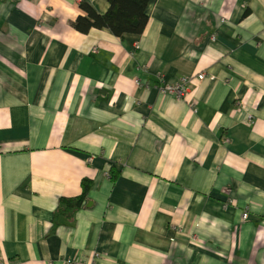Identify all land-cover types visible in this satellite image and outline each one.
Instances as JSON below:
<instances>
[{"label":"crops","instance_id":"crops-1","mask_svg":"<svg viewBox=\"0 0 264 264\" xmlns=\"http://www.w3.org/2000/svg\"><path fill=\"white\" fill-rule=\"evenodd\" d=\"M82 1L0 0V264H264V0Z\"/></svg>","mask_w":264,"mask_h":264},{"label":"trees","instance_id":"trees-1","mask_svg":"<svg viewBox=\"0 0 264 264\" xmlns=\"http://www.w3.org/2000/svg\"><path fill=\"white\" fill-rule=\"evenodd\" d=\"M110 7L106 13H99L86 1L80 4L84 15H80L74 23L75 28L83 34H89L93 30L110 29L115 36L122 38L125 34H141L148 23L149 17L146 8L149 0H108ZM248 13V11L246 12ZM113 180L119 173L111 169ZM82 192L76 197H62L59 207L54 215V229L58 226L61 217H72L80 208L89 205V194L93 188V181L89 178L82 180Z\"/></svg>","mask_w":264,"mask_h":264},{"label":"built area","instance_id":"built-area-1","mask_svg":"<svg viewBox=\"0 0 264 264\" xmlns=\"http://www.w3.org/2000/svg\"><path fill=\"white\" fill-rule=\"evenodd\" d=\"M205 78L204 74H199V79L203 80ZM192 81V79L190 80V82ZM137 85H141V81L139 79L135 80ZM189 83L187 82L186 79H184L183 81H180L179 83H172V84H168L166 86L163 87V91L164 92H169L171 94L176 95V97H178L179 99H184L187 97L188 91H189ZM250 120L253 121V116L250 115ZM241 218L242 220L245 221H250L253 219L252 214H250L248 211H241L240 212ZM67 264H81V263H75L74 260L69 259L67 260Z\"/></svg>","mask_w":264,"mask_h":264},{"label":"water","instance_id":"water-1","mask_svg":"<svg viewBox=\"0 0 264 264\" xmlns=\"http://www.w3.org/2000/svg\"><path fill=\"white\" fill-rule=\"evenodd\" d=\"M91 206V204H89Z\"/></svg>","mask_w":264,"mask_h":264}]
</instances>
